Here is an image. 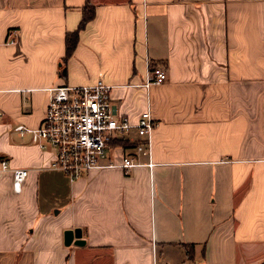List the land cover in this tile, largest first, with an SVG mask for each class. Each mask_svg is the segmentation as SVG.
<instances>
[{
    "label": "crops",
    "instance_id": "crops-1",
    "mask_svg": "<svg viewBox=\"0 0 264 264\" xmlns=\"http://www.w3.org/2000/svg\"><path fill=\"white\" fill-rule=\"evenodd\" d=\"M86 2L0 0V154L29 170L19 193L0 172V264H260L264 0H91L63 74ZM98 79L132 121L153 111V164L72 181L15 126L41 123L48 87Z\"/></svg>",
    "mask_w": 264,
    "mask_h": 264
},
{
    "label": "built area",
    "instance_id": "built-area-1",
    "mask_svg": "<svg viewBox=\"0 0 264 264\" xmlns=\"http://www.w3.org/2000/svg\"><path fill=\"white\" fill-rule=\"evenodd\" d=\"M14 35L11 30L7 41L14 43ZM166 76L164 68L151 71L147 85L163 83ZM112 89L113 85L102 79L90 84L50 86L41 123L33 127L18 123L15 130L20 135L30 134L41 148L51 147L54 156L49 167L66 173L72 181L93 168L117 166L129 172L145 164L140 155H148L150 161L146 164L152 166L151 139L157 127L153 111L146 108L132 121L127 114L118 112ZM115 138H129L136 144L114 146ZM117 147L122 148V154H118ZM5 170L13 174V189L19 193L29 176L28 168L12 167L10 160L0 154V172Z\"/></svg>",
    "mask_w": 264,
    "mask_h": 264
},
{
    "label": "trees",
    "instance_id": "trees-1",
    "mask_svg": "<svg viewBox=\"0 0 264 264\" xmlns=\"http://www.w3.org/2000/svg\"><path fill=\"white\" fill-rule=\"evenodd\" d=\"M91 0H87V2L83 5L82 10H83V15L82 18L79 22V26L77 29H74L72 32H67L65 40H66V52H65V57L62 60L63 61V66L61 67L62 73L67 74L66 66L64 65L66 60L72 56V53L74 52V49L78 43L79 39V34L80 31L85 28L90 19L94 17L95 10H94V5L90 2ZM113 145H124L125 147H130L136 144V141L130 140L129 138H122V139H117L115 138L112 141ZM264 264V260L260 263Z\"/></svg>",
    "mask_w": 264,
    "mask_h": 264
},
{
    "label": "water",
    "instance_id": "water-1",
    "mask_svg": "<svg viewBox=\"0 0 264 264\" xmlns=\"http://www.w3.org/2000/svg\"><path fill=\"white\" fill-rule=\"evenodd\" d=\"M81 231L79 230V228L76 229H66L65 231V242L66 243H71L74 237H81ZM82 242V241H81ZM81 242L79 240H76L75 243L76 244H81Z\"/></svg>",
    "mask_w": 264,
    "mask_h": 264
},
{
    "label": "rangeland",
    "instance_id": "rangeland-1",
    "mask_svg": "<svg viewBox=\"0 0 264 264\" xmlns=\"http://www.w3.org/2000/svg\"><path fill=\"white\" fill-rule=\"evenodd\" d=\"M62 66V65H61ZM66 66V65H65Z\"/></svg>",
    "mask_w": 264,
    "mask_h": 264
}]
</instances>
